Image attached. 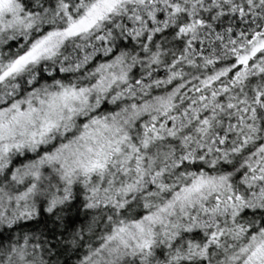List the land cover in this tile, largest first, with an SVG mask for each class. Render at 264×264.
Segmentation results:
<instances>
[{"label": "clouds", "instance_id": "9594fccd", "mask_svg": "<svg viewBox=\"0 0 264 264\" xmlns=\"http://www.w3.org/2000/svg\"><path fill=\"white\" fill-rule=\"evenodd\" d=\"M0 264H264V0H0Z\"/></svg>", "mask_w": 264, "mask_h": 264}]
</instances>
